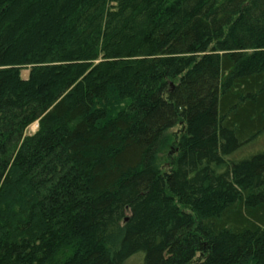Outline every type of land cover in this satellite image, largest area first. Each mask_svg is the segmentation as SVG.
<instances>
[{"label": "trees", "instance_id": "trees-1", "mask_svg": "<svg viewBox=\"0 0 264 264\" xmlns=\"http://www.w3.org/2000/svg\"><path fill=\"white\" fill-rule=\"evenodd\" d=\"M263 135L264 0H0V264H264Z\"/></svg>", "mask_w": 264, "mask_h": 264}, {"label": "rangeland", "instance_id": "rangeland-1", "mask_svg": "<svg viewBox=\"0 0 264 264\" xmlns=\"http://www.w3.org/2000/svg\"><path fill=\"white\" fill-rule=\"evenodd\" d=\"M159 30H161V28ZM21 75L23 78H26L27 77V71L26 70L21 71ZM37 127H38L37 122H34L33 124H31L27 128L26 133L31 134V133L35 132ZM259 150H264V135L262 137L256 139V140H254L252 143H249V144L243 146L241 149H239L237 152H235L233 155H231V158H245V157H248V156L256 153ZM137 257L138 256L132 258L127 264H136Z\"/></svg>", "mask_w": 264, "mask_h": 264}]
</instances>
